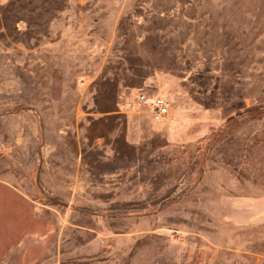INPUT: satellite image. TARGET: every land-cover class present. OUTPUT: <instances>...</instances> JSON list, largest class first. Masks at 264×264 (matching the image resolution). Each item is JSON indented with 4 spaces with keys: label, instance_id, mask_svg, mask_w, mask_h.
Wrapping results in <instances>:
<instances>
[{
    "label": "rangeland",
    "instance_id": "obj_1",
    "mask_svg": "<svg viewBox=\"0 0 264 264\" xmlns=\"http://www.w3.org/2000/svg\"><path fill=\"white\" fill-rule=\"evenodd\" d=\"M0 264H264V0H0Z\"/></svg>",
    "mask_w": 264,
    "mask_h": 264
},
{
    "label": "built area",
    "instance_id": "obj_2",
    "mask_svg": "<svg viewBox=\"0 0 264 264\" xmlns=\"http://www.w3.org/2000/svg\"><path fill=\"white\" fill-rule=\"evenodd\" d=\"M139 100L149 106L154 120H162L167 117L171 110V102L162 96L140 94Z\"/></svg>",
    "mask_w": 264,
    "mask_h": 264
}]
</instances>
